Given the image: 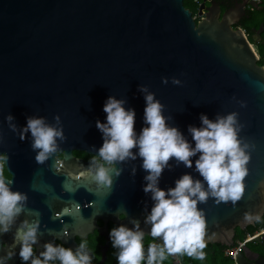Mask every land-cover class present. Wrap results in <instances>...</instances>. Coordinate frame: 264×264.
Here are the masks:
<instances>
[{
    "label": "water",
    "instance_id": "1",
    "mask_svg": "<svg viewBox=\"0 0 264 264\" xmlns=\"http://www.w3.org/2000/svg\"><path fill=\"white\" fill-rule=\"evenodd\" d=\"M182 1L0 0V153L8 157L2 163L13 181L12 190L28 195V211L20 221L39 220L41 225L37 253L53 237L75 249L72 235L84 239L96 229L104 237V247L97 245L101 263L108 240L105 221L132 228L130 220L138 219L146 235L150 232L141 218L153 206L151 194L143 191L147 173L142 159L117 165L123 172L119 177L112 173L109 189L97 188L82 175L89 162L73 160L69 154L71 149L97 154L103 139L96 121L106 123L103 107L110 96L125 99V108L135 110L134 130L139 135L147 126L141 85L165 105L163 114L172 117L168 124L193 147L188 127H200L201 114L214 120L217 114L232 112L244 125L240 137L254 145L242 200L235 207L216 205L211 198L198 205L206 215L207 247L233 246L235 229L242 232L256 222H246L245 212L264 216V68L257 65L258 56L244 31L232 27L244 20L247 13L241 6L246 0H225L222 14L212 0H200L197 20ZM247 4L257 6L251 0ZM165 77L167 85L162 83ZM172 78L181 86L173 85ZM9 114L18 128L26 127L31 116L54 124L58 115L67 138L58 141L60 162L53 155L44 165L37 164L31 134L21 140L19 131H11L5 121ZM198 158L199 154L192 158L191 169L170 160L171 170H164L158 186L165 191L174 188L184 174L203 182L195 171ZM118 213L124 216L121 222L116 220ZM95 219L102 221L100 229ZM14 231L0 235V255L10 250ZM15 251L7 264L20 258L19 247ZM169 258L176 264L175 256ZM236 261L264 264L263 256L246 245Z\"/></svg>",
    "mask_w": 264,
    "mask_h": 264
},
{
    "label": "clouds",
    "instance_id": "2",
    "mask_svg": "<svg viewBox=\"0 0 264 264\" xmlns=\"http://www.w3.org/2000/svg\"><path fill=\"white\" fill-rule=\"evenodd\" d=\"M162 83L167 85L168 78H162ZM171 83L181 86V81L176 78H172ZM138 91L146 102L143 122L147 126L137 135L134 130L135 110L125 108V99L110 96L103 107L106 123L96 121L103 144L95 149L97 154L82 175L97 188L110 189L114 183L112 173L119 177L123 172V168L118 169L117 165L135 161L138 157L142 159L141 167L147 173L143 191L146 195L151 194L153 201L150 213L146 212L143 219L144 224L150 226L147 235L154 242L145 249L146 233L138 219L130 220L132 228L123 224L113 227L109 238L112 248L117 250L118 264H163L168 257L184 255L202 261L207 247L206 215L198 205L206 204L211 198L216 205L231 203L235 207L242 200L254 145L240 137L244 125L239 122V114L232 112L217 114L214 120L201 114V126L188 127L195 143L193 147L177 127L168 124L172 117L163 114L165 105L156 99L155 94L142 85ZM244 106L241 102V107ZM5 121L11 131H19L21 140L31 134V147L39 165H44L57 153L58 141L63 143L67 139L58 115L54 117V124L48 123L44 117H28L23 128L17 127L11 114L5 117ZM134 149L138 151L134 152ZM197 154L195 171L203 182L184 174L175 181L174 188L165 191L158 186L164 170H171L170 160L174 159L177 166L183 164L191 169L192 158ZM7 159L6 155H0V160ZM4 167L5 164L0 163V235L13 232L14 228L15 231L10 250L6 255H0V264H7L16 256L17 247L22 264H92L93 257L86 243L73 249L48 242L41 245L43 251L37 255L35 246L40 244L41 225L39 220L26 218L20 221L28 211V195L12 190L13 181L5 179ZM135 172L133 167L132 174ZM243 218L246 222L261 219L259 214L251 212H245Z\"/></svg>",
    "mask_w": 264,
    "mask_h": 264
},
{
    "label": "flooded vegetation",
    "instance_id": "3",
    "mask_svg": "<svg viewBox=\"0 0 264 264\" xmlns=\"http://www.w3.org/2000/svg\"><path fill=\"white\" fill-rule=\"evenodd\" d=\"M199 3H201L200 0H198ZM215 4L218 5L219 7V11H220V14H222L225 10L224 6H223V3L225 0H212ZM249 0H246L245 3L241 6V10L242 11H246V16L244 18V20H241V21H238L236 22L232 27L233 28H240L248 23L249 21V15H248V12H252V10H248L247 9V2ZM198 3V5H199ZM208 2L205 1L203 3V6L204 8L208 7ZM184 7V6H183ZM187 9L190 13L191 11L188 9V8H185ZM254 9V8H253ZM202 13H204V10H202ZM244 31V34L246 37H248V34ZM259 32L260 30H255V32L253 33V35L255 36H258L259 35ZM252 35H250V38H251ZM63 151H60L57 152L55 154V158H56V161L59 163L60 162V159H61V154H62ZM69 154L71 155L72 159H76V160H79L85 164H87V162L90 163V161L93 159L94 155L92 154H87L86 152L84 151H79V150H74V149H71L69 150ZM0 155H3L2 153H0ZM3 160H0V163H2ZM4 177L5 179L7 180H10L11 176L6 172V170L4 169ZM53 172L56 173L57 172V168L53 169ZM75 176L77 175L78 176V172L76 174H74ZM88 205V204H87ZM76 209H78L77 206H75ZM67 211H69V209H66ZM144 215L145 214H141V218L143 219L144 218ZM52 217H58V214L57 213H52ZM124 219V216L123 214L121 213H118L116 215V220L118 222H121L122 220ZM144 220V219H143ZM94 226L97 228V229H100L102 227V221L100 219H95L94 220ZM104 227H105V233L108 237V240H107V243H106V249L104 250L103 252V260L101 261V263H98L99 261V257H100V254L97 250V245L99 247H104V237L101 236V235H97V230L96 229H92L89 233L87 234H84V239H81V238H78L77 236L75 235H72L71 236V240H72V243L77 247L80 243H86L87 246H88V250L90 251V254L92 255L93 257V261H92V264H118L117 262V259H116V251L115 249L112 248V245H111V241H110V238H109V232L110 230L114 227L113 223H111L110 221H105L104 223ZM63 232V235H66L65 231H62ZM51 242H54L55 244H58V245H63L64 247H66L64 244H61L57 239H55L54 237L51 238ZM154 241H152L151 237L150 236H145V239H144V245H145V249H147L148 245L150 243H152ZM9 244H11V242H9ZM4 245L3 243H0V248H3ZM40 251H38L37 255L39 254ZM182 256H175V262L176 264H182ZM15 264H22V261L20 258H18L16 260V263ZM57 264V262H56ZM163 264H173V261H170V258L168 257L164 262Z\"/></svg>",
    "mask_w": 264,
    "mask_h": 264
},
{
    "label": "trees",
    "instance_id": "4",
    "mask_svg": "<svg viewBox=\"0 0 264 264\" xmlns=\"http://www.w3.org/2000/svg\"><path fill=\"white\" fill-rule=\"evenodd\" d=\"M257 6L252 10V12H248L249 21L244 24L241 29L245 30L248 34L247 40L250 44L255 45L256 54L258 56L257 65H260L264 68V44L262 41L264 40V0H258ZM191 4V7H188V4ZM199 1L195 0H183L182 5L184 8H188L191 11V15H194L197 11ZM260 30L259 32V42H254L253 39L250 38V35H253L255 30ZM264 226V216L260 219V221H256L252 227L246 228L244 231H239L235 229L234 241L243 238L245 234H251L256 231L258 228ZM238 233L241 234L238 237ZM227 248L224 246L218 245L217 247L213 244H210L205 248V259L204 260H196L193 258H189L186 255L182 256V264H232L231 261L222 256V251ZM261 256L264 258V254L261 253Z\"/></svg>",
    "mask_w": 264,
    "mask_h": 264
},
{
    "label": "built area",
    "instance_id": "5",
    "mask_svg": "<svg viewBox=\"0 0 264 264\" xmlns=\"http://www.w3.org/2000/svg\"><path fill=\"white\" fill-rule=\"evenodd\" d=\"M254 3H258V0H251ZM248 10H253V7L249 4H247ZM192 19L197 20L196 15H191ZM259 240L261 244H264V226L261 228H258L256 231H254L251 234H245L242 239L236 240L231 247H227L222 251V256L229 259L232 264H237L236 256L240 252L241 248L248 243H253V240ZM237 246V247H235ZM238 248V249H237ZM239 250V251H238Z\"/></svg>",
    "mask_w": 264,
    "mask_h": 264
},
{
    "label": "rangeland",
    "instance_id": "6",
    "mask_svg": "<svg viewBox=\"0 0 264 264\" xmlns=\"http://www.w3.org/2000/svg\"><path fill=\"white\" fill-rule=\"evenodd\" d=\"M188 7L192 8L190 3L188 4ZM194 15H196V13H195ZM196 16H197V15H196ZM251 39H253L254 42H259V37H258V36L252 35V36H251ZM262 43L264 44V40L262 41ZM250 45L252 46V48H253L254 51L256 52L255 45H254V44H250ZM237 236L240 237L241 234L238 233ZM241 239H242V238H241ZM238 240H239V239H238ZM247 246H248L250 249H252V250H256V251H258L259 253H263V254H264V244L248 243Z\"/></svg>",
    "mask_w": 264,
    "mask_h": 264
},
{
    "label": "crops",
    "instance_id": "7",
    "mask_svg": "<svg viewBox=\"0 0 264 264\" xmlns=\"http://www.w3.org/2000/svg\"><path fill=\"white\" fill-rule=\"evenodd\" d=\"M248 247V246H247ZM249 248V247H248ZM250 249V248H249ZM250 250H252V249H250ZM252 251H255V252H258V251H256V250H252ZM259 253V252H258ZM259 254H261V253H259Z\"/></svg>",
    "mask_w": 264,
    "mask_h": 264
}]
</instances>
